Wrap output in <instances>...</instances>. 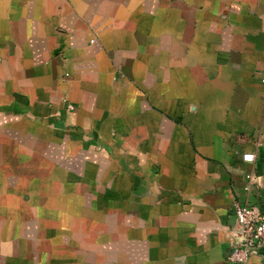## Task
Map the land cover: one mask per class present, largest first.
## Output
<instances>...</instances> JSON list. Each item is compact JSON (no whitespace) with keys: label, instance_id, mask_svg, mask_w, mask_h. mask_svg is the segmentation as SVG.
I'll use <instances>...</instances> for the list:
<instances>
[{"label":"crops","instance_id":"obj_1","mask_svg":"<svg viewBox=\"0 0 264 264\" xmlns=\"http://www.w3.org/2000/svg\"><path fill=\"white\" fill-rule=\"evenodd\" d=\"M263 77L264 0H0V264H233Z\"/></svg>","mask_w":264,"mask_h":264},{"label":"built area","instance_id":"obj_2","mask_svg":"<svg viewBox=\"0 0 264 264\" xmlns=\"http://www.w3.org/2000/svg\"><path fill=\"white\" fill-rule=\"evenodd\" d=\"M261 95L264 101V77L261 79ZM66 111H71L72 106L65 105ZM243 162H252L251 155H243ZM231 213L237 224L238 238L232 242L226 260L233 264H245L256 254L259 249H264V213H256L246 205L233 204Z\"/></svg>","mask_w":264,"mask_h":264}]
</instances>
